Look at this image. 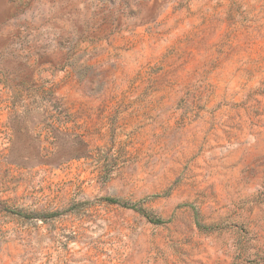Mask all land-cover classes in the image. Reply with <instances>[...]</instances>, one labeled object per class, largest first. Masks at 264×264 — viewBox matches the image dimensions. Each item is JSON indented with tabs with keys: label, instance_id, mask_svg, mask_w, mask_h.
Wrapping results in <instances>:
<instances>
[{
	"label": "rangeland",
	"instance_id": "rangeland-1",
	"mask_svg": "<svg viewBox=\"0 0 264 264\" xmlns=\"http://www.w3.org/2000/svg\"><path fill=\"white\" fill-rule=\"evenodd\" d=\"M0 264H264V0H0Z\"/></svg>",
	"mask_w": 264,
	"mask_h": 264
}]
</instances>
